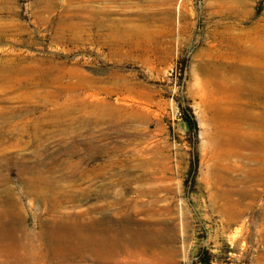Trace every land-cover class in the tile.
Here are the masks:
<instances>
[{"label": "rangeland", "instance_id": "obj_1", "mask_svg": "<svg viewBox=\"0 0 264 264\" xmlns=\"http://www.w3.org/2000/svg\"><path fill=\"white\" fill-rule=\"evenodd\" d=\"M89 223L264 264V0H0V264H101L50 241Z\"/></svg>", "mask_w": 264, "mask_h": 264}, {"label": "bare ground", "instance_id": "obj_2", "mask_svg": "<svg viewBox=\"0 0 264 264\" xmlns=\"http://www.w3.org/2000/svg\"><path fill=\"white\" fill-rule=\"evenodd\" d=\"M114 229L115 234H108V229L100 228L98 225L94 227L93 224L89 223L85 229L77 227V231L81 236L79 241L60 240L55 238L49 239L51 243H56L58 241V245L53 244V247L56 249L59 248V250H61L62 247H66L67 250L65 252L67 253L78 252V254H89L96 260H100L101 264H112L114 261L118 262V260H121V255H131V257H135L136 254H140L147 248L149 249L153 246L147 244L148 242L151 243L152 240L146 228L139 227L134 229L133 233H135V240H133L130 234L126 235V226L119 225V227H114ZM124 234L126 236H124ZM75 238L76 237L73 236V239ZM132 246L135 247L131 248Z\"/></svg>", "mask_w": 264, "mask_h": 264}, {"label": "trees", "instance_id": "obj_3", "mask_svg": "<svg viewBox=\"0 0 264 264\" xmlns=\"http://www.w3.org/2000/svg\"><path fill=\"white\" fill-rule=\"evenodd\" d=\"M187 122L188 125L192 128H194L195 130L197 129L195 121L193 119V117L187 118ZM200 262L201 264H212L210 260H208L206 257H200Z\"/></svg>", "mask_w": 264, "mask_h": 264}]
</instances>
